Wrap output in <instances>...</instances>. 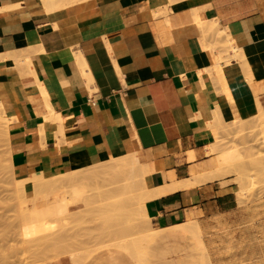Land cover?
Returning <instances> with one entry per match:
<instances>
[{
	"label": "crops",
	"instance_id": "1",
	"mask_svg": "<svg viewBox=\"0 0 264 264\" xmlns=\"http://www.w3.org/2000/svg\"><path fill=\"white\" fill-rule=\"evenodd\" d=\"M78 3L54 8L46 0H0V102L10 119L13 177H55L95 156L136 152L148 171L147 211L162 237L158 249L194 246L193 237L202 254L176 260L262 261L264 197L245 202L233 177L220 178L208 146L218 114L232 122L244 119L246 105L256 107L248 118L258 114V102L264 106V0ZM195 13L254 55L252 79L235 66L219 73L221 40ZM233 83L240 93L230 91ZM24 199L26 207L47 204L35 192ZM155 263L165 262L158 256Z\"/></svg>",
	"mask_w": 264,
	"mask_h": 264
},
{
	"label": "rangeland",
	"instance_id": "2",
	"mask_svg": "<svg viewBox=\"0 0 264 264\" xmlns=\"http://www.w3.org/2000/svg\"><path fill=\"white\" fill-rule=\"evenodd\" d=\"M208 23L209 24H217L214 21L208 22ZM218 29L222 30V28L219 26H218ZM215 37L219 38L218 35H215ZM220 44L222 47L220 48L218 56L216 59L220 58L221 56H223L222 54L225 53L224 46H226V45L224 43H222L221 41H220ZM218 64H220V62L216 63V68L219 70V66H221V65H218ZM228 69L232 70L230 67H228ZM225 70H227V66L224 67L223 71H225ZM222 72H219V73L222 74ZM230 88H231L230 91L232 93H240V90L238 91V86L235 85L234 83L230 85ZM263 108H264V106H263ZM263 108H262L261 112L258 110L259 112L257 115H255L251 118H248L250 115H252V113H254V111H256V108L254 107V105L248 104L244 108V119H238V120H234L232 122L223 121V119L218 114L216 117V120H215V126H213V128H212V130L214 131V141L208 146V154H211L214 158H217L218 152H232L233 153V155H232L233 160L231 161V163H229L225 166L219 163V165H220L219 166V168H220L219 172L223 171V174H224L223 177H220V178L233 177L234 178L233 181H235L237 184L239 183V188H240L241 192L244 194L245 202H248V203H252L256 199H262L264 197V110H263ZM8 121H10V119L7 116V114L5 113V111L2 107V104L0 102V236L2 233H4L5 239H7V240H5L2 238V241H1V238H0V244H1L0 248L1 249L4 248V250H2V252H0V259H1L0 264H56L62 258H68L70 260L71 264H75V263L76 264H116V262L118 264H142V263H144V264H156L155 262L158 260V256H160L162 259H164V262H165L164 264H189L188 262L183 263V262L178 261L176 259H178L180 257L181 258L185 257V255L189 251H192L197 256H200L202 254V252L200 250V246L196 244L193 237L190 239V241L192 244H194V246H184V245L178 244V245H174V247H171L169 249H167V247L158 249L156 243H157L158 239H161L162 237L159 235L158 232L155 231V233H154L152 230V228H156V227L153 226L152 222L150 221V217L146 216V214H147V212H146L147 211V203L146 202H145L146 204L144 203L145 205L143 204L144 205L143 207L146 210L144 211L143 208L141 210H138L139 211V212L137 211L139 213V214L137 213L138 215L135 214L132 210H130L133 212V215H137L135 217L130 214L131 212H127L128 211L127 209L126 210L124 209V211L122 209H120V206H119V203H117V200H116V203L118 205L114 206V210L116 212H113V213H112L113 210L111 212L109 211L110 209L108 211L106 210L105 211L106 213L103 212L104 210L84 211V210H86L84 208L85 206L80 205V204L77 205L76 207H74V205L76 203H78V200L82 197L81 195H84V194L87 195L90 192L94 193V192H97V190H98L97 189L96 191H94L95 190L94 188L96 186L94 187L93 185H91L93 183H90L87 185H91L94 188H91V186L85 187L83 182H82L83 186L81 184L79 186V183L81 181H83L82 180L83 178L81 177L82 176L81 171L83 169L85 170L87 167L83 168V166H82L81 168L75 169V170L68 172V173L60 174V175L55 176V177L49 176L48 179H45L42 181L43 183H45L44 185L40 186L39 188L31 189L32 192L26 194V191L28 189H23V188L21 189V187L17 185L22 180H16L13 177V174L11 172V168L9 165V154H8V145H7V129H6L7 125H8ZM4 167H6L5 168L6 170L4 169ZM136 167H135L134 174L137 176L136 179L141 184V185L138 184L139 185L138 187L140 188V193H138V194L143 197L145 195V193L147 192L146 175L143 174L142 170L140 171V169H139L140 167L139 168L137 167L139 170H137ZM6 171H7V173H6ZM138 172L141 173V175ZM113 173L116 177V178L114 177V180H117L120 178V174H118L117 170H115V172H113ZM121 177H122V175H121ZM141 179L144 180L145 183ZM24 180L22 181V185L25 184ZM84 182H86V181H84ZM91 182H93V181H91ZM94 185H96V183ZM81 187L83 189L85 187V189L83 190ZM111 187H113V185H111ZM139 188H138V191H139ZM86 189H89V190L92 189V191L90 190V192L84 193L83 191H86ZM143 191H145V192H143ZM34 192L37 194V198L40 199V198L44 197L47 199V203H49V204L54 199V197H58V196H67L68 202L63 203V204L58 202L57 204L54 203L55 205L52 203L50 205V210H58V211L56 212V214H53V216L47 217L48 219L45 218L46 220H48L46 222L47 224L45 223L46 220L45 221L43 220L44 222L42 221L40 224L39 223L40 221L38 222L39 219L35 218L33 220V218L32 219L30 217L26 218L24 215V213L26 214L28 212V215L30 213V210H27L28 208L26 207L28 205V202H26L27 200H25L24 197H30V196H32V194ZM81 193H83V194H81ZM108 194L106 193L105 196ZM141 194H143V195H141ZM126 205L124 203V206H126ZM124 206L121 205V208H124ZM128 206H130V205H128ZM28 207L31 208V206H28ZM129 208L131 209V207H129ZM61 210H68V211L62 212ZM76 211H80V212H76ZM118 211H119V213H117ZM84 212H88L89 214L88 213L83 214ZM144 212H145V214H144ZM82 214H83V216H82ZM107 214L109 215V217H106V216H108ZM115 214H116V216H115ZM129 214L131 215L130 217H132V216L133 217L129 218L128 217ZM112 215H114L115 220L119 216L118 222L119 221L121 222V223L119 222L120 225L118 224V222H117V224H116V222L112 223V221H114V219H112V221H111V218L113 217ZM66 216H69V217H66ZM99 216H101V217H99ZM102 216H105V217H102ZM136 217H137V219H136ZM13 218H14V220H13ZM16 218H18V219L20 218V220H18ZM60 218H62V219L67 218V219H63V221H65L66 223H63V224L59 223V222H63L62 219L60 221ZM133 218H135L137 221ZM11 219H12V221H11ZM147 219H149V220H147ZM28 220L32 221V223ZM66 220H68V221H66ZM35 221H37V222H35ZM84 221L86 223H84ZM8 222H9V224H8ZM102 222H104L105 225ZM36 223H38V224H36ZM42 223H45L46 225L45 224L44 225L46 227H42L43 226ZM67 223H68V225H67ZM34 224H36V225H34ZM50 224H52V225L50 226ZM101 224H102V226H100ZM8 225H9V227L11 225L10 228L8 227L9 229L12 228L11 231L8 230V228H5ZM29 225H33L34 228L36 226L37 229H39L36 231L38 232L41 230V232L36 233L33 236L34 230L32 229L33 232H31L32 233V235H31L29 233L30 231L28 230V228L29 229H30V227L33 228V226H29ZM40 225H42V226L38 227ZM89 225H91V226H89ZM115 225H117V226H115ZM121 225L123 226L122 227L123 229H125V228L126 229L125 230L121 229ZM130 225L132 226V230L130 228L131 227ZM1 226H4V227H1ZM73 226H75V227L73 228ZM98 226H100V227H98ZM138 226H139V229H138ZM13 227L15 228V230L13 229ZM93 227H95V228H93ZM96 227L98 229H96ZM116 227H117L118 231H116V234L113 235V233H115V232H113V233H111V232L116 230ZM3 228L5 229V231L7 230L10 233L4 232ZM24 228L25 229L27 228L28 231L27 230L26 231L29 234L26 231H23V230H25ZM69 228H71V229H69ZM89 228L91 229V231L88 230ZM92 228L94 229V232L92 231ZM108 228L109 229L111 228V229L109 230ZM106 229L108 230L109 233H107ZM135 229H138V232ZM64 230H65V232H64ZM99 230L100 231L102 230L103 232L102 231L100 232ZM127 230H129V231H127ZM150 231H152L151 234H153V235H150V236L147 235L146 236V234H150ZM24 232L27 234H25ZM5 233L6 234L8 233L9 235L8 234L6 235ZM47 233H48V236H47ZM73 233H74V236H73ZM93 233H95L96 235H94ZM4 235L2 234V236H4ZM21 235H23V236H21ZM55 235L60 236V237L56 239ZM63 235L65 236L64 237L65 239L67 238V242L65 243L66 240L64 239L65 241L63 240L64 242H62V243L63 244L68 243V244L66 246L64 244L61 248H64L63 250H65V251H67V250L69 251L68 246H73L74 247V248L72 247L73 249L70 247L72 249V251H71V249H70V251L74 252L73 255H70V254L61 255L60 251L61 252H64V251L59 250V252L57 253V251H58V250H56L57 246L55 248V251L53 249V245L55 243L51 246V243L54 241L53 237H55L56 241L59 240V242L61 244L60 238ZM87 235L88 236L90 235L88 239H86L88 237ZM125 235L126 236L129 235V236L126 237ZM43 236H47V237H44L45 238L44 239ZM82 236H84L87 241H85L84 237H82ZM31 237H32V239H31ZM51 237H52L53 241H51V239H49ZM90 237H91V240H90ZM96 237H98V238H96ZM144 237H145V239H142ZM8 238H11V240ZM33 238L34 239L37 238L36 244L34 243V242H36V240H34ZM68 238H70V240H71L70 242H72V240H73L74 243L72 242L69 245V239ZM105 238H106V240H105ZM147 238H148V241H146ZM21 239L23 240V242ZM38 239L41 240V241L39 240L40 244H38ZM43 239L45 241H43ZM78 239L81 241H78ZM107 239H108V241H107ZM99 240H100V242H99ZM103 240H105V242ZM133 240H134V242H133ZM3 241H5V243ZM46 241L49 242L50 244H48ZM56 241H54V242H56ZM119 241H121V242H119ZM126 241H128V242H126ZM7 242H8V246L10 245L12 247H10V246L8 247ZM15 242H17L18 244L17 243L15 244ZM21 242H22V244L23 243L24 244L22 245ZM42 242H44V243H42ZM59 242H56L57 245H59ZM31 243H33L32 246H30ZM100 243H101V245H100ZM5 245H6V247H5ZM45 245L47 246V248ZM74 245H76L77 247ZM2 246H4V247H2ZM28 246H30V247H28ZM35 246H36V248H35ZM42 246H44L45 248ZM141 246H143V248ZM13 247H14V249H13ZM58 247H60V245ZM66 247L68 248L67 250H66ZM78 247H80V249ZM5 248L8 250L9 253L7 252V250ZM49 249L51 251H49ZM141 250H143V251H141ZM3 251H5L6 253ZM12 251H14L16 253L13 254ZM55 252L57 253V255L55 254ZM111 254L116 255L117 258L112 257ZM4 256L6 257L5 259H4ZM137 258H139V259L137 260ZM195 259H196V261L198 260L196 257H195ZM247 259H249V260H245V261L239 262V263H225V264H264V259H262V261H258V258H254V257H247ZM141 260H143V261H141ZM2 261L4 263H1ZM195 263L196 262H194V264ZM191 264H193V263H191Z\"/></svg>",
	"mask_w": 264,
	"mask_h": 264
},
{
	"label": "bare ground",
	"instance_id": "3",
	"mask_svg": "<svg viewBox=\"0 0 264 264\" xmlns=\"http://www.w3.org/2000/svg\"><path fill=\"white\" fill-rule=\"evenodd\" d=\"M80 1H82V0H46V4L48 5V6H53L54 8H59V7H64V6H69V5H73V4H75V3H77V2H79L80 3ZM78 3V4H79ZM77 5V4H76ZM80 6V5H79ZM86 7V6H85ZM44 8V7H43ZM53 8V9H54ZM73 8H75V7H73ZM81 8V7H80ZM51 9H52V7H51ZM75 10V9H74ZM49 12H52L51 10H49L48 11V13ZM78 12V11H77ZM160 14V13H159ZM165 16V15H164ZM191 16V15H190ZM159 17V16H158ZM167 16H165V18H166ZM195 18H196V20L199 22V24H200V26L204 29V30H206L207 32L209 31L210 33H212V35H218L219 36V38H220V40H221V42L222 43H224L226 46H224V51H225V53L224 54H222L223 56H221L220 58H218V59H216V63H218V62H220V64H218V65H221V66H219V72H222L223 70H224V67H226L227 66V69H228V67H230L231 69H232V67H239L240 68V70H242V72H244V74H245V79H252L253 78V72H252V68H253V63H252V61H251V59H252V57L254 56L250 51H248V50H246V49H244V48H240V47H238L237 45H235V43H234V40L232 39V36H231V34L230 33H228L226 30L224 31L223 29L222 30H219L218 29V25L217 24H209L207 21L206 22H204V21H201L200 19H199V17H198V14L197 13H195ZM175 26V25H174ZM196 27V26H195ZM173 28H175V27H173ZM34 47V46H33ZM29 49V48H28ZM31 49V48H30ZM39 50V49H38ZM34 51H36V50H34ZM34 51H32V49H31V53L32 52H34ZM26 52V51H25ZM44 51H42V53H43ZM37 53H39L38 51H37ZM36 53V54H37ZM45 53V52H44ZM24 54V53H23ZM40 54H41V52H40ZM18 56V55H17ZM22 56V55H21ZM44 56V55H43ZM20 57V56H19ZM9 58H11V57H9ZM20 58H24V57H20ZM13 60V59H12ZM15 62H16V60H15ZM27 63V62H26ZM17 64V63H16ZM39 64V63H38ZM47 64V63H46ZM32 65V64H31ZM256 65V64H255ZM34 69V68H33ZM44 69V68H43ZM255 70V69H254ZM32 71V70H31ZM232 72V71H231ZM33 73H35V72H33ZM230 75V74H229ZM36 76V75H35ZM36 78H37V76H36ZM36 81H37V79H36ZM39 83V82H38ZM39 85H40V83H39ZM39 85H37V86H39ZM39 88V87H38ZM42 88H44V87H41L40 88V92L42 91L41 89ZM23 90V89H22ZM45 90V89H44ZM43 90V91H44ZM21 91V90H20ZM25 92V91H24ZM46 92V91H45ZM43 93V92H42ZM44 94V93H43ZM46 94V93H45ZM47 95V94H46ZM46 97V96H45ZM255 100V102H256V99H254ZM21 101V100H20ZM258 102V101H257ZM252 103V102H251ZM48 104H50V103H48ZM253 105V104H252ZM52 106V105H51ZM255 107V106H254ZM256 108V107H255ZM257 108H258V110L261 112L262 111V105H261V103L260 102H258L257 103ZM49 109H50V107H49ZM65 112V111H64ZM63 112V113H64ZM51 116L53 115H55L57 118H58V120H60V122H62L61 120H62V118L60 117L61 115H59V114H57L56 115V113L54 112V111H52L51 110V114H50ZM50 115H49V117H50ZM26 116V115H25ZM55 117V118H56ZM26 118V117H25ZM45 118H47V117H45ZM56 118V119H57ZM51 119V118H50ZM55 119V120H56ZM14 120V119H13ZM53 120V119H52ZM12 121V120H11ZM16 121V120H15ZM48 121V120H47ZM9 122V121H8ZM44 122H45V119H44ZM51 122V121H50ZM54 122V121H53ZM52 122V123H53ZM57 122V121H56ZM13 123V122H12ZM15 123V122H14ZM43 125V124H42ZM58 125V124H57ZM8 127V126H7ZM62 127V128H61ZM9 128V127H8ZM8 128H6L7 130H8ZM59 128H60V131L62 132V129H63V126H59ZM58 129V128H57ZM9 132V131H8ZM7 132V133H8ZM58 132V131H57ZM56 132V133H57ZM64 132V131H63ZM58 133H60V132H58ZM57 133V134H58ZM9 135V134H8ZM69 136V135H68ZM63 138V137H62ZM64 139V138H63ZM233 153L232 152H218L217 153V161L220 163V164H222V165H227V164H229V163H231V161L233 160ZM47 162H49V161H47ZM83 163H86V165H84L83 166V168H85V167H87L85 170L83 169L82 171H81V177L83 178L82 180L83 181H81L80 183H79V186H80V184L82 185V182L84 183V185H85V187L86 186H91V185H93V186H91V188H94L95 190L94 191H96L97 189V192H90V190L92 191V189H86V191H83L84 193H86V192H90L89 194H84V195H81L82 197L78 200V203H76L74 206H77V205H83V206H85L84 208L86 209V210H84V211H89V210H104L103 212L104 213H106L105 211L107 210H109L110 212L112 211V213L113 212H116L115 210H114V206L115 205H118L117 203H119V206H120V209H122L123 211H124V209L126 210H128L127 212H131L130 214L131 215H133V212L135 213V214H137L139 211L138 210H141L142 208H143V210L145 211L146 209L143 207L146 203H147V201H148V199H149V197H150V195H148V194H150L151 192H149L150 191V189L149 190H147L148 192H146L145 193V195L142 197V196H140L138 193H140V188L138 187L139 185L138 184H140L139 182H138V180L136 179V175L134 174V171H135V167L137 166L139 169H140V171L142 170V172H143V174H145V175H147V168H146V165L141 161V159H140V157L138 156V154L136 153V152H129V153H124V152H114V153H112L110 156H108L107 158H105V159H100V158H98L97 156H95V157H92L91 159H88V160H86V161H84ZM7 166V165H6ZM136 167V168H137ZM6 167H4V169H5ZM137 168V170H139ZM6 170V169H5ZM115 170H117L118 171V174H120V178L119 179H117V180H114V177H115V175H114V173L113 172H115ZM49 172V171H48ZM6 173H7V171H6ZM139 173V172H138ZM34 174V173H33ZM36 174V173H35ZM46 174V173H45ZM45 174H36V175H33V176H31V177H29V178H27V179H25L24 180V182H25V184L24 185H22V181L20 182V183H18L17 185L18 186H20L21 187V189L23 188V189H35V188H39L40 186H42V185H44L45 183H43L42 181L43 180H45V179H48V175H45ZM50 174V173H49ZM140 175H141V173H139ZM121 175H122V177H121ZM140 177V176H139ZM142 177V176H141ZM116 178V177H115ZM143 178V177H142ZM142 180V179H141ZM84 181H86V182H84ZM89 181V182H88ZM91 181H93V182H91ZM143 182H144V180H142ZM90 183H93V184H91V185H87V184H90ZM96 183V185H94ZM145 183V182H144ZM176 183V182H175ZM111 185H113V187H111ZM141 185V184H140ZM170 185V184H169ZM83 186V185H82ZM167 187H163V189H162V187H160L161 189H162V192H163V194L164 193H166V189H167V191H169L168 189L169 188H171V187H169L168 185H166ZM174 186V185H173ZM85 187H84V189H85ZM177 187V186H176ZM82 188V187H81ZM105 188V189H104ZM138 188H139V191H138ZM159 188V189H160ZM179 188V187H178ZM83 189V188H82ZM83 189V190H84ZM160 189V190H161ZM174 189V188H173ZM89 190V191H88ZM145 190V189H144ZM159 191V190H158ZM165 191V192H164ZM82 192V191H81ZM143 192H145V191H143ZM161 192V193H162ZM108 194V195H106L105 196V194ZM142 193V192H141ZM148 193V194H147ZM160 193V192H159ZM160 193V194H161ZM81 194H83V193H81ZM153 194V193H152ZM151 194V195H152ZM159 194V195H160ZM141 195H143V194H141ZM156 195H158V194H156ZM118 198V199H117ZM116 200H117V203H116ZM58 202H60V203H66V202H68V197L67 196H58V197H54V199L50 202V204L49 203H47L46 205H42V206H38V205H35V206H31V208H29V207H27L28 209L27 210H30V213H29V215H28V212L25 214L24 213V215H25V217L26 218H33V220L35 219V218H37V219H39L38 220V222L41 224V222L44 220H46L45 218H47V217H50V216H53V214H56V212L58 211V210H50V205L53 203H58ZM129 202V203H128ZM146 202V203H145ZM124 203H125V205L126 206H124ZM145 203V204H144ZM144 204V205H143ZM55 205V204H54ZM121 205L122 206H124V208H121ZM128 205H130V206H128ZM88 207V208H87ZM126 207V208H125ZM129 207H131V209L129 208ZM141 207V208H140ZM146 207V206H145ZM119 208V207H118ZM117 208V209H118ZM82 210V209H81ZM130 210H132V211H130ZM62 212H64V211H68V210H61ZM98 211V212H99ZM138 211V212H137ZM76 212H80V211H76ZM147 212V214H146V216H149L150 217V215H149V213H148V211H146ZM67 213V212H66ZM85 213H88V212H84L83 214H85ZM100 213V212H99ZM117 213H119V211L117 212ZM68 214V213H67ZM77 214V213H76ZM75 214V215H76ZM80 214V213H79ZM83 214H82V216H83ZM89 214V213H88ZM87 214V215H88ZM128 215V217L129 218H132L133 216L135 217V216H137V215H133L132 217H130L131 215ZM144 214H145V212H144ZM23 215V216H24ZM28 215V216H27ZM72 215V214H71ZM81 215V214H80ZM108 215V214H107ZM119 215V214H118ZM122 215V214H121ZM55 216V215H54ZM106 216V215H105ZM105 216H102V217H105ZM113 217L111 218V221H112V219H114V221H112V223L113 222H116V224H117V222H118V217L116 218V220H115V218H114V215H112ZM115 216H116V214H115ZM124 216V215H123ZM20 217V216H19ZM59 217V216H58ZM61 217V216H60ZM64 217V216H63ZM66 217H69V216H66ZM99 217H101V216H99ZM106 217H109V215L108 216H106ZM122 217V216H121ZM126 217V216H125ZM144 217V216H143ZM23 218V217H22ZM56 218V217H55ZM98 218V217H97ZM123 218V217H122ZM16 219H18V218H16ZM41 219V220H40ZM48 219V218H47ZM61 219L62 218H60V221H61ZM63 219H67V218H63ZM63 219H62V221H63ZM77 219V218H76ZM133 219H135V218H133ZM132 219V220H133ZM136 219H137V217H136ZM135 219V220H136ZM13 220H14V218H13ZM18 220H20V218L18 219ZM17 220V221H18ZM50 220V219H49ZM72 220V219H71ZM79 220V219H78ZM147 220H149V219H147ZM11 221H12V219H11ZM16 221V220H15ZM25 221V220H24ZM28 221H30V220H28ZM27 221V222H28ZM43 221V222H44ZM48 220H46L45 221V223L47 222ZM66 221H68V220H66ZM82 221V220H81ZM124 221V220H123ZM137 221V220H136ZM2 222V221H1ZM21 222V221H20ZM19 222V223H20ZM31 223H32V221H30ZM35 222H37V221H35ZM89 222V221H88ZM105 222V221H104ZM104 222H102L104 225H105V223ZM120 222V221H119ZM119 222H118V224H119ZM149 222V221H148ZM4 223V222H3ZM34 223V222H33ZM45 223H42L43 224V226L42 225H40V226H38V227H46L45 225L47 224H45ZM59 223H66L65 221H63V222H59ZM70 223V222H69ZM74 223V222H73ZM84 223H86L85 221H84ZM97 223V222H96ZM121 223V222H120ZM8 224H9V222H8ZM36 224H38V223H36ZM36 224H34V225H36ZM45 224V225H44ZM57 224V223H56ZM88 224V223H87ZM7 225V224H6ZM25 225V224H24ZM27 225V224H26ZM52 224H50V226H51ZM67 225H68V223H67ZM97 225V224H96ZM113 225V224H112ZM120 225V224H119ZM29 226H33V225H29ZM49 226V225H48ZM89 226H91V225H89ZM88 226V227H89ZM100 226H102V224L100 225ZM100 226H98V227H100ZM115 226H117V225H115ZM131 226V225H130ZM129 226V227H130ZM1 227H4V226H1ZM9 227V225L7 226V227H5V228H8ZM10 227H11V225H10ZM9 227V228H10ZM18 227V226H17ZM28 227V226H27ZM71 227V226H70ZM75 226H73V228H74ZM83 227V226H82ZM86 227V226H85ZM123 226L121 225V229H123L122 228ZM128 227V228H129ZM136 227V226H135ZM8 228V230H10L11 231V229H9ZM21 228V227H20ZM50 228V227H49ZM59 228V227H58ZM72 228V229H73ZM93 228H95V227H93ZM92 228V231L94 232V229ZM114 228V227H113ZM119 228V227H118ZM131 228V230H132V226L130 227ZM4 229V228H3ZM13 229L15 230V228L13 227ZM23 229V228H22ZM25 229V228H24ZM34 230V232H33V230ZM69 229H71V228H69ZM77 229V228H76ZM96 229H98L97 227H96ZM100 229V228H99ZM102 229V228H101ZM109 229V228H108ZM111 229V228H110ZM109 229V230H110ZM126 229V228H125ZM125 229H123V230H125ZM138 229H139V226H138ZM138 229H135V230H137V232H138ZM27 230V228L25 229V230H23V231H26ZM28 230L30 231L29 233L32 235V233L31 232H33L34 234H33V236L36 234V233H39V232H41V230L40 231H36V230H39V229H37V227L35 226V228H34V226H33V228L32 227H30V229L28 228ZM27 230V231H28ZM52 230V229H51ZM83 230V229H82ZM88 230H90L91 231V229L89 228ZM153 230V229H152ZM26 231V232H27ZM36 231V232H35ZM43 231V230H42ZM79 231V230H78ZM100 231V230H99ZM102 231V230H101ZM100 231V232H101ZM105 231V230H104ZM106 231H107V233H109L108 232V230L106 229ZM112 231V230H111ZM116 231H118V229H117V227H116V230H114V231H112L111 233H113V232H115V233H113V235L114 234H116ZM121 231V230H120ZM127 231H129V230H127ZM4 232H8L7 230L5 231V229H4ZM16 232V231H15ZM64 232H65V230H64ZM72 232V231H71ZM70 232V233H71ZM82 232V231H81ZM96 232V231H95ZM99 232V233H100ZM103 232V231H102ZM147 232V231H146ZM149 232V231H148ZM153 232L155 233V231L153 230ZM8 233H10V232H8ZM7 233V234H8ZM25 233V232H24ZM28 233V232H27ZM27 233H25V234H27ZM28 233V234H29ZM89 233V232H88ZM87 233V234H88ZM92 233V232H91ZM97 233V232H96ZM128 233V232H127ZM126 233V234H127ZM152 233V231H150V234H146V236L147 235H153V234H151ZM3 235H4V233H2ZM2 234H1V236H0V238H1V241H2V238L3 239H5V235L4 236H2ZM6 234V233H5ZM6 234V235H7ZM46 234V233H45ZM77 234V233H76ZM80 234V233H79ZM85 234V233H84ZM94 235H96L95 233H93ZM92 234V235H93ZM122 234V233H121ZM120 234V235H121ZM124 234V233H123ZM131 234V233H130ZM9 235V234H8ZM43 235V234H42ZM57 235V234H56ZM55 235V237H56V239L57 238H59L60 236H56ZM72 235V234H71ZM86 235V234H85ZM145 235V234H144ZM198 235V234H197ZM21 236H23V235H21ZM47 236H48V233H47ZM47 236H43V238L44 237H47ZM50 236V235H49ZM54 236V235H53ZM73 236H74V233H73ZM81 236V235H80ZM88 236V235H87ZM90 236V235H89ZM89 236L86 238V239H88L89 238ZM116 236V235H115ZM126 236V235H125ZM127 236H129V235H127ZM126 236V237H127ZM142 236V235H141ZM16 237V236H15ZM55 237H53L54 239V241H56L55 240ZM65 236L63 235L61 238H60V241H61V244H60V242H59V240H57L56 242H59V245H60V247H58L59 245H57V243L56 242H54L53 240H52V237L51 238H49V239H51V241H53L52 243H51V246L53 245V249H54V251H55V248H56V246H57V249L56 250H58L57 251V253L59 252V250H62V251H64V252H61L60 251V253H61V255H63V254H70V255H73V253L74 252H71L72 251V249L74 248L73 246H68V248H69V251L67 250L68 248L66 247V250L67 251H65V250H63L64 248H61L66 242H67V238L65 239L64 238ZM82 237H84V236H82ZM81 237V238H82ZM138 237V236H137ZM152 237V236H151ZM17 238V237H16ZM24 238V237H23ZM30 238V237H29ZM96 238H98V237H96ZM149 238V237H148ZM148 238H147V240L146 241H148ZM200 237H198V239H199ZM8 239H10L11 240V238H8ZM13 239V238H12ZM31 239H32V237H31ZM30 239V240H31ZM34 239V238H33ZM37 239V238H36ZM36 239H34V240H36ZM45 239V238H44ZM43 239V241H45ZM66 241H65V240ZM69 239V245H70V243H72L73 242V240H72V242H70L71 240H70V238H68ZM80 239V238H79ZM78 239V241H81V240H79ZM84 239H85V237H84ZM85 239V241H87ZM95 239V238H94ZM116 239V238H115ZM127 239V238H126ZM142 239H145V237L144 238H142ZM5 240H7V239H5ZM16 240V239H15ZM22 240V239H21ZM40 239H38V244H40L39 242L41 241H39ZM65 241V243L63 244L62 242H64ZM83 240V239H82ZM90 240H91V237H90ZM89 240V241H90ZM97 240V239H96ZM105 240H106V238H105ZM105 240H103L104 242H105ZM119 240V239H118ZM128 240V239H127ZM131 240V239H130ZM200 240V239H199ZM93 241V240H92ZM91 241V242H92ZM107 241H108V239H107ZM4 243H5V241H3ZM9 242V241H8ZM8 242H7V246H8ZM22 242H23V240H22ZM22 242H21V244H22ZM26 242V241H25ZM47 242V241H46ZM45 242V243H46ZM76 242V241H75ZM99 242H100V240H99ZM117 242V241H116ZM119 242H121V241H119ZM126 242H128V241H126ZM130 242V241H129ZM133 242H134V240H133ZM137 242V241H136ZM140 242V241H139ZM2 243V242H1ZM17 242H15V244H16ZM35 244L37 243V240H36V242H34ZM42 243H44V242H42ZM48 244H50L49 242H47ZM74 243V242H73ZM82 243V242H81ZM90 243V242H89ZM18 244V243H17ZM24 244V243H23ZM22 244V245H23ZM27 244V243H26ZM32 244L33 243H31V245L30 246H32ZM37 244V245H38ZM68 244V243H67ZM67 244H65V246L67 245ZM79 244V243H78ZM99 244V243H98ZM118 244V243H117ZM1 245V244H0ZM36 245V246H37ZM47 245V244H46ZM45 245V246H46ZM100 245H101V243H100ZM10 246V245H9ZM8 246V247H9ZM18 246V245H17ZM30 246H28V247H30ZM36 246H35V248H36ZM74 246H76V245H74ZM80 246V245H79ZM129 246V245H128ZM2 247H4V246H2ZM5 247H6V245H5ZM10 247H12V246H10ZM42 247H44V246H42ZM41 247V248H42ZM72 249H71V248ZM77 247V246H76ZM81 247V246H80ZM80 247H78L79 249H80ZM139 247V246H138ZM142 248H143V246H141ZM40 248V249H41ZM45 248V247H44ZM46 248H47V246H46ZM59 248V249H58ZM61 248V249H60ZM6 249V248H5ZM13 249H14V247H13ZM16 249V248H15ZM70 249H71V251H70ZM0 252H2V250H4V248L3 249H1L0 248ZM7 250V249H6ZM18 250V249H17ZM16 250V251H17ZM48 250V249H47ZM75 250V249H74ZM135 250V249H134ZM137 250V249H136ZM205 250V249H204ZM44 251V250H43ZM46 251V250H45ZM49 251H51L50 249H49ZM53 251V252H54ZM141 251H143V250H141ZM3 252H5V251H3ZM7 252H8V250H7ZM205 252V251H204ZM6 253V252H5ZM9 253V252H8ZM12 253L13 254H15L16 252H14V251H12ZM31 253V252H30ZM46 253V252H45ZM48 253V252H47ZM57 253L55 252V254L57 255ZM37 254V253H36ZM143 254V253H142ZM206 254V253H205ZM2 255V254H1ZM17 255V254H16ZM50 255V254H49ZM60 255V254H59ZM42 256V255H41ZM55 256V255H54ZM75 256V255H74ZM77 256V255H76ZM8 257V256H7ZM34 257V256H33ZM43 257V256H42ZM41 257V258H42ZM82 257V256H81ZM136 257V256H135ZM3 258V257H2ZM6 257L4 256V259H5ZM76 258V257H75ZM83 258V257H82ZM140 258V257H139ZM139 258H137V260L139 259ZM203 259H202V262L200 263V264H206V260H205V258H204V256L202 257ZM1 260V259H0ZM10 260V259H9ZM135 260V259H134ZM79 261V260H78ZM141 261H143V260H141ZM138 262V261H137ZM1 263H4L3 261L1 262ZM76 264V263H75ZM142 264H144V263H142ZM207 264H208V262H207ZM209 264H210V262H209Z\"/></svg>",
	"mask_w": 264,
	"mask_h": 264
}]
</instances>
